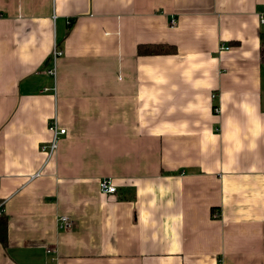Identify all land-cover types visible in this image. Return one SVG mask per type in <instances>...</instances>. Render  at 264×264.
<instances>
[{
	"label": "crops",
	"instance_id": "crops-1",
	"mask_svg": "<svg viewBox=\"0 0 264 264\" xmlns=\"http://www.w3.org/2000/svg\"><path fill=\"white\" fill-rule=\"evenodd\" d=\"M0 15V264H264V0Z\"/></svg>",
	"mask_w": 264,
	"mask_h": 264
},
{
	"label": "built area",
	"instance_id": "built-area-1",
	"mask_svg": "<svg viewBox=\"0 0 264 264\" xmlns=\"http://www.w3.org/2000/svg\"><path fill=\"white\" fill-rule=\"evenodd\" d=\"M0 18H1V15H0ZM260 22L262 24H264V17L263 16L260 17ZM171 24L174 25L173 20H172ZM228 50H229V47L220 46V51H228ZM61 55H62L61 50L59 49L58 46H55L53 53H52V57H51V61H52L53 65L55 64V61L57 60V58H59ZM49 73L54 75V67L49 71ZM213 97H215V96H213ZM214 111L217 112V109L215 108ZM49 130L53 134L52 141L50 142V144L48 146L42 147V151L46 155V160H45L46 163L49 162V160L52 159V157L55 155L56 148H57V140L59 139V137L66 134L65 130L59 128V126L56 124L55 121L51 122V124L49 125ZM40 173L41 172L37 173L35 176H33V178L38 177ZM99 191L103 195H115L117 193V188L111 180L103 179L99 182ZM214 216L218 217L217 214H215ZM72 225H73V222H72V220H70V218H68L66 216H60L58 218V227L60 230H62V231L70 230L72 228Z\"/></svg>",
	"mask_w": 264,
	"mask_h": 264
},
{
	"label": "trees",
	"instance_id": "trees-1",
	"mask_svg": "<svg viewBox=\"0 0 264 264\" xmlns=\"http://www.w3.org/2000/svg\"><path fill=\"white\" fill-rule=\"evenodd\" d=\"M139 47L138 53L145 55H155L167 53L166 48L163 46H155L151 48ZM169 52V50H168ZM0 245L6 249L7 247V217L4 215L3 211H0Z\"/></svg>",
	"mask_w": 264,
	"mask_h": 264
},
{
	"label": "rangeland",
	"instance_id": "rangeland-1",
	"mask_svg": "<svg viewBox=\"0 0 264 264\" xmlns=\"http://www.w3.org/2000/svg\"><path fill=\"white\" fill-rule=\"evenodd\" d=\"M60 138V137H59Z\"/></svg>",
	"mask_w": 264,
	"mask_h": 264
}]
</instances>
